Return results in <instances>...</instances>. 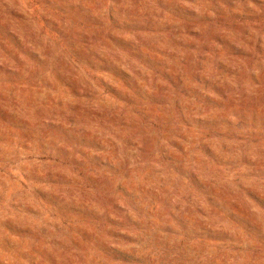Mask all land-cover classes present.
<instances>
[{"label": "rangeland", "instance_id": "rangeland-1", "mask_svg": "<svg viewBox=\"0 0 264 264\" xmlns=\"http://www.w3.org/2000/svg\"><path fill=\"white\" fill-rule=\"evenodd\" d=\"M0 264H264V0H0Z\"/></svg>", "mask_w": 264, "mask_h": 264}]
</instances>
